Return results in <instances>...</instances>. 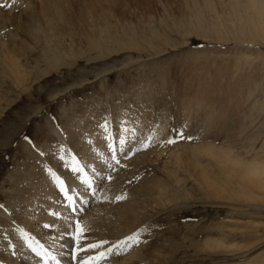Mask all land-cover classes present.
<instances>
[{
    "label": "rangeland",
    "instance_id": "374dc122",
    "mask_svg": "<svg viewBox=\"0 0 264 264\" xmlns=\"http://www.w3.org/2000/svg\"><path fill=\"white\" fill-rule=\"evenodd\" d=\"M21 1L16 12H0V43L6 42L2 49L18 57L21 70L27 71L19 84L0 61V199L7 203L0 200V221L10 214L18 216L31 170L42 168V161L54 162L53 152L59 145L71 146L90 170L85 161L99 158L91 148L96 135L87 134L85 139L77 135L88 126L91 132L96 130L92 120H111L106 129H112L117 137L119 131L126 130V123L138 122L142 126L129 127L126 133L125 165L108 174L102 170L97 176L96 211L103 203H142L151 195L161 198L149 218L135 223L123 237H135L130 251L137 248L145 255H159L155 264H264V203L260 198L255 204L206 200L202 181L214 177L211 173L217 167L193 170L187 165L195 156L193 150L209 143L226 147L239 141L248 149L255 146L256 159L264 162V64L242 69L240 65L246 63L239 59L248 50L258 56L260 48L242 49L190 34L194 29L187 25L194 19L190 0H182L179 9L181 0H102L94 6H87L85 0H51L60 10L49 7L45 15L38 0ZM198 1L206 12L203 20L214 21L203 0ZM212 1L215 5L218 0ZM216 9L219 14L228 13L222 5L217 4ZM93 14L98 17L96 29L87 35L79 24ZM110 22L114 25L105 28ZM39 24L41 31L32 33ZM72 32L73 39L69 36ZM141 34H146L143 38L152 41L153 48L138 38ZM59 36L72 54L57 72L41 79V70L35 67H46L38 61L47 49L45 37ZM100 37H111L112 42L136 38L140 47L128 50L109 45L113 52L101 59L96 49ZM51 117L62 123L66 140H58L56 128L46 119ZM177 127L186 129V136L195 137V142L178 144ZM162 130L163 137L156 139ZM24 135L38 141L34 145L37 152L51 147L47 156L39 157L31 150ZM106 136L105 132L97 135L104 142ZM171 137L173 146H165ZM68 167L63 164L62 169L68 172ZM59 181L56 178L54 183L60 185ZM93 206L94 201L89 209ZM112 223L98 218L93 227L106 228L111 234L117 229ZM100 231L99 238L92 231L86 234L90 244L100 247L107 235ZM140 235L144 241L137 239ZM209 243L221 247L210 249ZM127 252L117 251L119 257Z\"/></svg>",
    "mask_w": 264,
    "mask_h": 264
},
{
    "label": "bare ground",
    "instance_id": "6f19581e",
    "mask_svg": "<svg viewBox=\"0 0 264 264\" xmlns=\"http://www.w3.org/2000/svg\"><path fill=\"white\" fill-rule=\"evenodd\" d=\"M11 1L12 0H0V12L2 10H8L9 13H13L21 8V0H13L14 5L11 8L2 7L4 2L8 4ZM85 1L87 6H94L99 4L102 0ZM38 2L40 3L39 10H42L44 15L49 7L54 8L55 12L60 10L58 5L51 4V0H38ZM203 2L204 6L212 13L214 21H204L203 17L206 15V12L201 10L199 1L190 0V7L194 10V19L187 22L188 26L194 27L190 34H196L204 40H215L217 43L226 44L227 46L234 45V47L236 46L242 49H245L246 46L252 48L258 46L257 48H260V50H255L258 53L256 57H253L252 50L244 51L247 55H241L239 59L246 64H241L240 66L244 69L259 63L264 64V0H227L226 2L218 0L215 5L212 0H203ZM107 4L109 3L107 2ZM217 4L222 5L225 8V12L228 13L219 14L216 9ZM182 5L183 3L181 0L178 9L182 8ZM79 7H81L80 4ZM29 8L30 7H27L26 10ZM124 8L127 9V5H125ZM33 10L34 7L31 8L30 11ZM123 14L125 15V12H123ZM97 21L98 17L93 14L88 20L82 18L79 26L88 31V35L91 33V30L96 29ZM88 22L91 24L92 28L88 25ZM4 25L6 26V24ZM107 25L108 26L105 28L109 29L114 23L110 22ZM50 29L52 28L46 27V30L51 31ZM40 31L41 25L39 24L37 28L33 29L32 33H38ZM132 31L136 32L134 34L135 36L138 35L136 30ZM151 31L155 34L154 30L151 29ZM145 35L146 34H141L138 38L143 39L142 41L148 48H153L154 44L152 41L143 38ZM69 36L72 39L75 38L73 32ZM45 38H47V49L43 51V60L38 61H42L43 66L46 67L44 69H41L42 66L40 65L35 67L40 68L39 77L41 79L57 72L58 69L63 66L62 64L65 58L70 57L72 54L71 52L68 53L71 49L68 50L65 48L66 41L64 37ZM96 40V49L99 50L97 58L101 59H103L107 53L113 52L109 45L113 47L114 45H120L123 49L125 48L128 50H132L133 47H140V41L136 38H133L131 41H120L117 39L115 42H112L111 37H100ZM3 42L0 43V61L5 63L9 70V74H13L18 83L22 84L27 75V71L21 70L23 67L18 62V57H11L12 53L3 51L2 47H5L6 43L5 41ZM54 42H56V44H51ZM151 56L152 55H149L148 57ZM193 58L199 60L200 57L194 55ZM149 60H151V58ZM105 124L104 120H92L91 125L92 127H97L96 130L91 132L88 126V128L84 129L82 134L77 135V137L80 138L90 133L96 135L91 148L99 153V158L95 159L93 157L85 161L88 162V166L90 165L91 167L88 175L93 179L96 188L95 196L90 197L88 195V189L81 180H79L78 172L74 171L77 166L68 164L67 162L57 163L56 159L51 163L49 160H46L45 163L42 161L41 163L44 165L42 168H37L36 172H34L33 169L31 170V180L26 184L25 188L26 198L17 209V212H19L18 216L12 218L10 214L8 217H2L4 221H0L1 228L6 229V236L8 238L7 242L0 241V264H30L23 246V238L25 236L21 230L14 226L13 222L28 230L31 235L35 237L34 241L39 239L51 244L53 248H57L54 242L60 240L57 237V233L60 229L64 235L67 234V230H71L73 227L83 229L84 234L82 237L86 238V234L89 231H92L94 235L100 231L99 228L93 227L98 218L100 222L112 221V224L117 226L115 233L107 234L108 230L103 228L100 231L101 235L104 236L107 234L105 238L109 240L123 239V237L130 234L132 231L130 229L135 223L145 222L146 219L149 218L152 210L162 203L161 198H156L151 195L142 203H138L137 201L127 202L123 205H109L108 203H103L97 206L98 210L96 211L97 190L100 189L97 176L101 174L102 170H104L105 174H108L112 172L115 167L125 165L122 160L127 154L125 151L127 149L124 148L125 140L128 137L126 133L130 132L129 127L134 129L137 126H142L138 122L133 124L126 123L127 131L121 130L118 133V137L114 136L116 139V148L112 150L102 141L103 138L97 137V135H101L104 132V128L102 129L101 127ZM80 129L81 127L79 130ZM75 131L78 130L76 129ZM163 135L164 131H159V136H157L156 139L162 138ZM121 140L124 141L123 144H121ZM193 151L195 152V156L189 158V161H187V165L190 168L197 170L198 168L204 167H217V171L211 173V176L214 175V177H205L202 181L203 189L206 191V200L212 199L214 202H242L246 204H255L258 201L257 198H260V201L264 203V162L256 159L257 156L255 154L257 153V149L255 146H253L252 149H248V145L241 141H239L238 145L230 142L226 147H216L209 143L201 147L200 150ZM175 156L179 158L177 152ZM248 157H252L251 160ZM114 158H116L119 163L113 162ZM63 164L69 166L67 168L68 172L62 169ZM177 164L180 167L182 161L178 159ZM205 174L208 176L207 173L203 175ZM56 178L60 179L59 182L62 181L66 184L71 191H73L74 188L76 197L71 201V204L73 206H83V213L71 215L69 212L61 209L63 203V190L58 194L60 185L54 183ZM174 188L177 189L175 185ZM18 192L22 191L18 189ZM92 201H94V206L89 209ZM58 216H61V219L57 218ZM75 221H77V224ZM44 224L49 225L50 230L47 231L43 229ZM99 236L100 235L97 234V238H99ZM90 243L92 242L86 239V243L83 244L88 245ZM206 246L210 249L221 247L218 243H209ZM125 247V244L121 243L112 245L108 248V250L111 249L112 255L109 264H155L156 261L160 259L159 255H145L142 249L137 248H133L131 253L125 258H122L123 255L119 257L120 253L126 249ZM100 248L101 246L93 248L91 253L94 249L99 250ZM117 251H120V253H117Z\"/></svg>",
    "mask_w": 264,
    "mask_h": 264
},
{
    "label": "snow or ice",
    "instance_id": "6c2138e0",
    "mask_svg": "<svg viewBox=\"0 0 264 264\" xmlns=\"http://www.w3.org/2000/svg\"><path fill=\"white\" fill-rule=\"evenodd\" d=\"M169 142L171 143L172 141H169ZM123 143H124V141L121 140V144H123ZM117 163H119V161H117ZM74 171L79 172V171H81V169L79 167H77L74 169ZM60 183H61V185L63 184L62 181ZM84 183L87 184L89 188H91V181L85 180ZM62 190H64L63 187H62ZM122 198L123 197H117V199H122ZM68 199L71 200L72 198L68 197ZM0 207H2V206H0ZM83 231H84L83 229H80L81 235L83 234ZM78 239H79V237H78ZM128 239L132 240V239H135V237H129ZM104 243H107V242L105 241ZM91 247L96 248V247H99V245L94 244V245H91ZM33 250L35 251V249H33ZM108 251L111 252V249H109ZM37 254L39 255L40 253H37ZM100 258H104V253L100 254Z\"/></svg>",
    "mask_w": 264,
    "mask_h": 264
}]
</instances>
